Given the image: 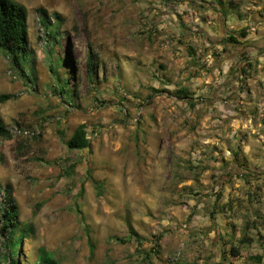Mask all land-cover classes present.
I'll return each instance as SVG.
<instances>
[{"label": "rangeland", "instance_id": "1", "mask_svg": "<svg viewBox=\"0 0 264 264\" xmlns=\"http://www.w3.org/2000/svg\"><path fill=\"white\" fill-rule=\"evenodd\" d=\"M15 1L27 9L28 42L23 71L0 50V92L16 94L0 103L11 134L0 138V214L14 204L17 221L7 234L0 217V264H264L214 251L194 225L197 193L182 185L194 163L170 147L178 130L159 133V154L158 134L142 128L160 116L180 124L178 98L160 78L172 42L159 23L182 0ZM79 124L90 146L71 150Z\"/></svg>", "mask_w": 264, "mask_h": 264}, {"label": "crops", "instance_id": "2", "mask_svg": "<svg viewBox=\"0 0 264 264\" xmlns=\"http://www.w3.org/2000/svg\"><path fill=\"white\" fill-rule=\"evenodd\" d=\"M159 25L172 42L160 78L181 119L162 124L160 116L142 128L158 134L159 154L167 143L159 133L178 130L170 147L194 163L182 185L197 193L194 225L206 227L214 251L264 257V0H182ZM228 240L239 244L226 250L220 243Z\"/></svg>", "mask_w": 264, "mask_h": 264}, {"label": "trees", "instance_id": "3", "mask_svg": "<svg viewBox=\"0 0 264 264\" xmlns=\"http://www.w3.org/2000/svg\"><path fill=\"white\" fill-rule=\"evenodd\" d=\"M244 34L243 31L240 32ZM28 42V27H27V9L26 7L18 3L15 0H0V50L10 59L11 63L20 71H23L20 65V58L25 53ZM67 63L70 65L69 58ZM181 93V90H177V93ZM188 91L183 93V97H188ZM16 96L11 92H0V103H4L9 99ZM180 97V96H179ZM10 130L7 124L4 122L3 117L0 114V138L10 137ZM66 146L69 149H84L90 146V140L87 137V130L85 124H79L71 133V135L65 141ZM74 164L71 168L66 170V174L70 175L73 170ZM15 205L10 204L3 210V214H0L1 218V230L3 233H11L15 230L17 221H15L16 211ZM131 235H136L134 229L129 225ZM137 239V235L135 237ZM15 238H11L8 241V246L14 244ZM10 247V246H9ZM159 250L158 243L151 247L149 252H156ZM11 251V250H10ZM234 250L231 251L233 253ZM149 252H146L144 259L149 256ZM14 253V252H12ZM234 254V253H233ZM235 255V254H234ZM13 259V258H11ZM253 259H261V256H254ZM44 264H55V260L49 257L43 258ZM11 264H17L13 259Z\"/></svg>", "mask_w": 264, "mask_h": 264}, {"label": "built area", "instance_id": "4", "mask_svg": "<svg viewBox=\"0 0 264 264\" xmlns=\"http://www.w3.org/2000/svg\"><path fill=\"white\" fill-rule=\"evenodd\" d=\"M251 29L253 30L254 27H251ZM23 133H24L25 135H33V134H34V132H30V131H28V130H23Z\"/></svg>", "mask_w": 264, "mask_h": 264}]
</instances>
